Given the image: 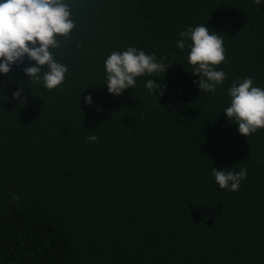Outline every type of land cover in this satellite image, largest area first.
Masks as SVG:
<instances>
[{"label": "trees", "instance_id": "1", "mask_svg": "<svg viewBox=\"0 0 264 264\" xmlns=\"http://www.w3.org/2000/svg\"><path fill=\"white\" fill-rule=\"evenodd\" d=\"M65 2L76 29L56 52L62 90L26 83L18 105L30 62L0 74V264H264V130L244 137L223 114L233 81L264 87V0ZM202 24L226 49L215 93L176 47ZM129 46L173 65L110 95L104 61ZM213 167L247 179L221 189Z\"/></svg>", "mask_w": 264, "mask_h": 264}, {"label": "clouds", "instance_id": "2", "mask_svg": "<svg viewBox=\"0 0 264 264\" xmlns=\"http://www.w3.org/2000/svg\"><path fill=\"white\" fill-rule=\"evenodd\" d=\"M254 3L259 6L262 0H254ZM75 29L72 8L65 0H0V74L9 76L14 66L30 62L22 68L28 82L21 81L22 87L9 98L18 101V105L25 104L26 83L42 85L48 91L62 90L69 68L57 60L56 52L67 47ZM176 47L181 51L189 49L187 62L192 67L190 72L199 77L196 83L200 92L215 93L224 85L226 74L218 68L226 62L227 56L220 33L203 24L189 27L179 33ZM172 65L158 61L154 54L129 46L124 51H112L105 59V84L110 95L120 96L136 87L138 78L166 75ZM145 88L147 94L159 93L162 98L166 85L161 89L154 79H148ZM227 94L230 104L223 114L229 122L234 121L240 135L248 138L264 130V87L254 86L253 78L244 77L233 81ZM85 100L89 107L93 105L91 95ZM97 140L96 135L87 137L89 143ZM247 172L246 167L238 172L212 169L219 187L232 192L240 189Z\"/></svg>", "mask_w": 264, "mask_h": 264}]
</instances>
